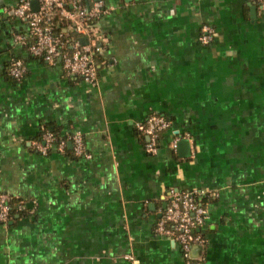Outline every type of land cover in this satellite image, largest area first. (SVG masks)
Returning a JSON list of instances; mask_svg holds the SVG:
<instances>
[{
    "label": "crops",
    "instance_id": "0c3cea01",
    "mask_svg": "<svg viewBox=\"0 0 264 264\" xmlns=\"http://www.w3.org/2000/svg\"><path fill=\"white\" fill-rule=\"evenodd\" d=\"M101 1L91 85L32 56L15 37L27 35L18 0H0V192L27 208L0 221V264H127L128 252L139 264H264V7ZM11 57L24 63L19 80L6 74ZM150 113L171 121L152 155L135 128ZM44 125L80 133L90 158L70 141L36 152ZM183 133L188 144L173 148ZM170 189L208 193L201 254L185 258L153 231Z\"/></svg>",
    "mask_w": 264,
    "mask_h": 264
},
{
    "label": "built area",
    "instance_id": "2783aa9c",
    "mask_svg": "<svg viewBox=\"0 0 264 264\" xmlns=\"http://www.w3.org/2000/svg\"><path fill=\"white\" fill-rule=\"evenodd\" d=\"M74 0L72 8L67 9L63 0H39V7L33 10L30 0H18L12 13L16 18L23 20L27 26V35H16L19 43L27 46L28 52L47 63L59 61L62 69L68 74L79 76L83 81L94 85L97 81V69L94 59L99 52L101 36L95 25L89 22L90 18H97L105 8L101 0H95L88 8L76 5ZM260 7H264V0H254ZM69 22V27L79 35L78 40H64L59 34L52 31L51 17L54 12ZM214 35L213 28L203 23L200 25L198 41L202 44L209 43ZM81 38L85 42H81ZM25 72V66L21 58L11 57L8 66V75L19 80ZM137 131L146 136L144 150L148 154H155L158 150L159 139L163 132L171 128V121L163 115L150 113L144 121L136 122ZM187 138L183 133L174 136L171 146L175 148L180 138ZM70 141L72 153L75 156L90 158L85 151L83 139L80 133L70 134L65 139L52 141V135L48 131L41 134L39 140L32 142L33 149L45 155L49 150L64 151L65 142ZM205 190H173L168 191L166 204L160 216L154 224L153 231L157 235H163L175 242L181 249L183 256L188 258L189 250L194 244L204 246L205 238L201 234L207 218L206 199L208 193ZM10 195L0 192V221L8 218L10 207H23L22 204H10ZM127 264H139L137 258L128 252L123 255Z\"/></svg>",
    "mask_w": 264,
    "mask_h": 264
},
{
    "label": "trees",
    "instance_id": "16d2710c",
    "mask_svg": "<svg viewBox=\"0 0 264 264\" xmlns=\"http://www.w3.org/2000/svg\"><path fill=\"white\" fill-rule=\"evenodd\" d=\"M64 3H65V7L67 9H71L72 8V2L74 0H63ZM76 5H79L80 7L82 8H86L83 1H76L75 2ZM98 18V17H97ZM96 17L95 18H90L89 19V22L90 23H95V20L97 19ZM51 23H52V31L53 33L55 34H59L60 37L64 40H68V41H72V40H78L79 39V35L73 31L70 27H69V22L65 19H63L62 17H60L58 15V13L55 11L53 16L51 17ZM98 55V53H95L94 55V59H95V62H96V56ZM7 66H8V63L6 64V74L8 77H10L7 73ZM11 78V77H10ZM44 131H48L51 133L52 135V141L53 142H56L58 140H61V139H65L66 137L63 136V134H61L60 132H58L57 129H50L49 127L47 126H43L39 129L37 135H36V139L39 140L41 138V134L44 132ZM64 149H66V142H65V146H64ZM9 203L10 204H22L23 207H10L9 209V212H8V219L12 218L13 215L17 212L19 214H24L26 212V206H25V201L24 200H21L17 197H12L10 196V199H9ZM6 220V221H7ZM5 221V222H6Z\"/></svg>",
    "mask_w": 264,
    "mask_h": 264
},
{
    "label": "water",
    "instance_id": "95a60500",
    "mask_svg": "<svg viewBox=\"0 0 264 264\" xmlns=\"http://www.w3.org/2000/svg\"><path fill=\"white\" fill-rule=\"evenodd\" d=\"M31 6H32V9L33 10H36V8H37V2H36V0H33L32 2H31V4H30ZM81 40V42L82 43H84L85 42V39L84 38H81L80 39ZM188 140H186V139H180L179 140V142L176 144L177 145V147H180V145H182V144H188V142H187ZM202 249H203V246L201 245V244H194V245H192L191 246V248H190V251H189V255L193 252V253H196V254H201V252H202ZM199 252V253H198Z\"/></svg>",
    "mask_w": 264,
    "mask_h": 264
}]
</instances>
